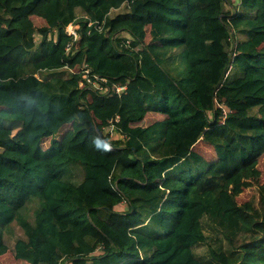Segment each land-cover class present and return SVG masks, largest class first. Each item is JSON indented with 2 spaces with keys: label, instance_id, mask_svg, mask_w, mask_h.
Wrapping results in <instances>:
<instances>
[{
  "label": "trees",
  "instance_id": "1",
  "mask_svg": "<svg viewBox=\"0 0 264 264\" xmlns=\"http://www.w3.org/2000/svg\"><path fill=\"white\" fill-rule=\"evenodd\" d=\"M263 156L264 0H0V255L264 264Z\"/></svg>",
  "mask_w": 264,
  "mask_h": 264
},
{
  "label": "rangeland",
  "instance_id": "2",
  "mask_svg": "<svg viewBox=\"0 0 264 264\" xmlns=\"http://www.w3.org/2000/svg\"><path fill=\"white\" fill-rule=\"evenodd\" d=\"M46 13L44 11H40L38 14L31 16L29 18V27L30 30L33 31L35 29H39L40 27L44 26L46 22ZM150 120L153 117H148ZM72 134V130H71ZM63 138H61V145L63 142ZM29 167L30 172L34 170L40 163L31 159L26 155H22L20 157ZM264 182V156L252 163L248 166L245 171V174L241 176L230 188L231 193L236 198V200L243 206L247 205V200L252 193L255 186L262 184ZM171 186V185H170ZM36 203L33 202L32 206H29V211L32 212ZM126 208L123 203L121 205H117L115 207L121 209ZM26 262V261H25ZM23 260L22 261H15L11 254L5 253L0 255V264H26Z\"/></svg>",
  "mask_w": 264,
  "mask_h": 264
},
{
  "label": "built area",
  "instance_id": "3",
  "mask_svg": "<svg viewBox=\"0 0 264 264\" xmlns=\"http://www.w3.org/2000/svg\"><path fill=\"white\" fill-rule=\"evenodd\" d=\"M77 25L74 24H69L67 26V31L70 35H72V42L69 44V46L67 47V49H69L70 45L73 43V41H75L78 38V33H77ZM42 35V34H41ZM88 77V75H87ZM87 81L92 82L93 84H96L98 81H105V78H99L97 75H91L90 77L87 78ZM80 86L84 85L82 83V81L79 83ZM125 89L124 85H115L112 90H113V96L118 97L120 96L121 92Z\"/></svg>",
  "mask_w": 264,
  "mask_h": 264
}]
</instances>
